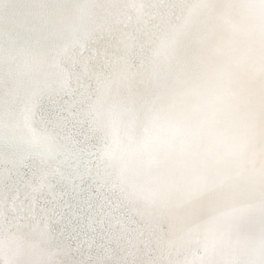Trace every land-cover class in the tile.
<instances>
[{
	"label": "snow or ice",
	"instance_id": "obj_1",
	"mask_svg": "<svg viewBox=\"0 0 264 264\" xmlns=\"http://www.w3.org/2000/svg\"><path fill=\"white\" fill-rule=\"evenodd\" d=\"M94 7L34 0L0 63L25 89L19 120L0 123L22 145L0 153V233L74 238L76 264H264V0L154 4L182 13L155 46L105 57L118 71L103 98L81 85L74 139L41 85L69 56L96 62Z\"/></svg>",
	"mask_w": 264,
	"mask_h": 264
},
{
	"label": "bare ground",
	"instance_id": "obj_2",
	"mask_svg": "<svg viewBox=\"0 0 264 264\" xmlns=\"http://www.w3.org/2000/svg\"><path fill=\"white\" fill-rule=\"evenodd\" d=\"M33 2L34 0H0V63L3 67H7V58L13 54L9 48L10 41L28 35L31 26L30 5ZM81 2L102 6L91 8L86 16L87 27L103 26L105 32L100 46L94 45L98 47L96 62L73 59L69 56L61 61L59 68L48 73L47 80L41 85L45 98L51 95L62 108L58 115L66 124L68 134L74 139L79 126L74 123L73 101L81 85L89 86V90L94 94L93 98L105 97L106 82L118 71L115 65L105 63V57L135 56L136 48L132 45L155 46L168 23L175 22L182 10L179 7L157 10L153 5L162 2L182 5L191 0H81ZM138 6L143 7L138 9ZM148 37H151V45L147 44ZM122 42H128L129 47H125ZM108 43L111 44V48L105 51L103 45ZM24 96L23 87L6 77L0 78V123L19 120ZM34 128L38 132L41 131L39 124H35ZM61 144V138L54 136L51 141L53 153L60 149ZM21 147L22 145L13 141L10 150L5 139L0 137V153L12 156ZM76 243L74 238L66 236L51 245L42 246L37 241L23 237H7L0 233V264H76L81 259L80 253L75 251Z\"/></svg>",
	"mask_w": 264,
	"mask_h": 264
}]
</instances>
